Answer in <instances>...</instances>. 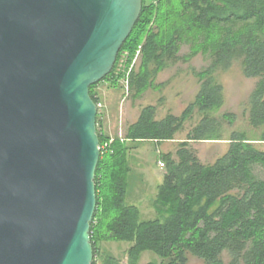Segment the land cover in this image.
Wrapping results in <instances>:
<instances>
[{
  "label": "trees",
  "instance_id": "1",
  "mask_svg": "<svg viewBox=\"0 0 264 264\" xmlns=\"http://www.w3.org/2000/svg\"><path fill=\"white\" fill-rule=\"evenodd\" d=\"M203 36V44H193ZM183 43L192 54H210V64L195 72L200 89L180 116L157 119V107L142 108L127 127L124 140L106 132L97 88L107 83L122 86L129 72L134 97L154 87L155 79L179 56ZM140 50L136 63L131 65ZM129 54L124 71L116 76L119 60ZM240 61L247 77L260 82L250 98V123L264 126V0H143L141 16L123 44L111 73L90 87L98 106L97 132L100 160L95 184L97 208L91 224L93 264H141L151 251L159 262L146 264H189L192 257L203 264H264V180L254 166L264 167V150L243 133H233L225 155L213 164L201 161L190 141L223 139L222 123L215 116L225 104L224 88L214 74ZM131 68V69H130ZM200 121L179 141L173 151L159 155L165 163L163 181L157 187L153 206L158 218L143 220L136 205L127 203L132 174L129 143L162 144L175 140L195 113ZM233 123L234 116L225 114ZM108 144L106 150L103 146ZM109 241L130 242L122 260L101 249Z\"/></svg>",
  "mask_w": 264,
  "mask_h": 264
},
{
  "label": "water",
  "instance_id": "2",
  "mask_svg": "<svg viewBox=\"0 0 264 264\" xmlns=\"http://www.w3.org/2000/svg\"><path fill=\"white\" fill-rule=\"evenodd\" d=\"M143 0H0V264H93L100 160L90 87Z\"/></svg>",
  "mask_w": 264,
  "mask_h": 264
},
{
  "label": "rangeland",
  "instance_id": "3",
  "mask_svg": "<svg viewBox=\"0 0 264 264\" xmlns=\"http://www.w3.org/2000/svg\"><path fill=\"white\" fill-rule=\"evenodd\" d=\"M153 1V0H149ZM195 36L192 41L196 46L203 44V36ZM140 50L131 65L135 63ZM192 54L191 45L183 43L179 56L181 60L171 63L155 79L154 87L147 90L143 95L134 97V92L129 84V72L126 78L121 80L122 86L111 88L109 84L102 83L97 88V92L102 98L99 105L100 112L106 123L108 134L112 137L124 140L127 127L134 123L142 108L147 105L157 107V119H162L169 114L180 116L186 107L194 101L200 89V81L195 72L204 71L210 64V54L198 53L188 61L185 57ZM129 54L124 52L119 60L116 76L124 71ZM185 56V57H184ZM130 68V69H131ZM216 81L224 88L225 104L215 116L222 123L223 139L217 141H190L189 146L195 150L201 161L204 163H215L217 159L227 153L230 147V138L233 133H243L248 138L259 139L264 133V126L253 128L250 123V98L253 91L260 82L259 78L247 77L243 73L240 61L233 63L232 67L226 71L219 70L214 75ZM225 114L234 116L233 123L225 120ZM200 121V114L195 113L192 120L188 121L184 129L179 131L174 142H166L161 147L162 150L174 147L187 138L188 133ZM121 135V136H120ZM260 150H264V142L255 141ZM110 143L103 146L106 150ZM132 146L130 151V163L132 174L129 178V189L127 203L136 205L142 212L143 220L158 218L153 206L157 187L163 181L165 168L159 166L161 157L158 154L159 145L153 142L129 143ZM254 175L264 180V167L255 165ZM133 244L130 242L109 241L101 244V249L120 259L127 260L126 252ZM159 262L158 256L151 252H144L141 264L149 262ZM100 264V262H98ZM189 264H203V262L192 257Z\"/></svg>",
  "mask_w": 264,
  "mask_h": 264
},
{
  "label": "crops",
  "instance_id": "4",
  "mask_svg": "<svg viewBox=\"0 0 264 264\" xmlns=\"http://www.w3.org/2000/svg\"><path fill=\"white\" fill-rule=\"evenodd\" d=\"M104 125L106 126V123L104 122ZM106 132L108 133V130L106 129ZM170 142H174V140L173 141H170ZM154 143V142H153ZM166 143V142H165ZM165 143H162V144H158V143H156L157 145H159V150H158V154L160 155L161 154V152L162 153H168V152H171V151H173V150H175L174 149V147H172V148H169V149H165V150H162L161 149V147L163 146V145H165ZM201 158V157H200ZM202 160V159H201Z\"/></svg>",
  "mask_w": 264,
  "mask_h": 264
},
{
  "label": "built area",
  "instance_id": "5",
  "mask_svg": "<svg viewBox=\"0 0 264 264\" xmlns=\"http://www.w3.org/2000/svg\"><path fill=\"white\" fill-rule=\"evenodd\" d=\"M139 54H140V52H139ZM138 57H139V55H138ZM138 57H137V59H138ZM137 59H136V61H137ZM136 61H135V63H136ZM134 63V64H135ZM133 64V65H134ZM100 107H101V105H100ZM121 136V135H120ZM101 149V148H100ZM159 166H160V168H162V169H164L165 168V163L163 162V160L161 159L160 161H159Z\"/></svg>",
  "mask_w": 264,
  "mask_h": 264
}]
</instances>
